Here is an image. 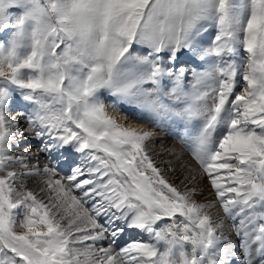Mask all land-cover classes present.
Here are the masks:
<instances>
[{
    "label": "snow or ice",
    "instance_id": "6c2138e0",
    "mask_svg": "<svg viewBox=\"0 0 264 264\" xmlns=\"http://www.w3.org/2000/svg\"><path fill=\"white\" fill-rule=\"evenodd\" d=\"M0 35V264H264V0H0ZM107 108L182 127L181 167L207 179L235 240L163 177L154 133ZM32 138L53 166L16 152ZM25 175L45 177L47 203ZM132 230L148 240L117 250Z\"/></svg>",
    "mask_w": 264,
    "mask_h": 264
},
{
    "label": "rangeland",
    "instance_id": "374dc122",
    "mask_svg": "<svg viewBox=\"0 0 264 264\" xmlns=\"http://www.w3.org/2000/svg\"><path fill=\"white\" fill-rule=\"evenodd\" d=\"M213 34H214L213 32L208 33L207 36L205 37L206 38L205 41L207 42L208 39ZM6 38H7L6 36L0 35V41L6 42ZM239 57H240V60H241L242 64L244 65V67L241 68V70H242L241 73H242L243 70H244V68H246V66H247V56H246V53L241 52V54L239 55ZM200 69L201 68H197L196 70L197 71H200ZM188 77H190L189 80H191V72L190 71L188 73ZM186 83H187V81H186ZM243 88H244V85H243V81L241 79L240 86H238L236 88V92L237 93L242 92L243 91ZM110 109L111 108H107V110H109V112L107 111L108 114L111 113V114H109L110 116H112L113 118L115 117V119L119 123H123V120H122L123 117L120 118V116H118V114H116L115 112H114L115 114H113ZM7 115L9 116L10 119L12 117H19V109L13 110L10 113H7ZM126 123L129 124V127H134V128H137V129L154 128V127H151V126L150 127H146L145 125H140V124H137V123H134L133 124V123L128 122V121ZM20 124H21V131H26L27 130L26 121L25 120H20ZM158 129H161V128H158ZM156 131L153 132L155 134L154 137H153V139L149 140L146 143L145 150H146L147 154L149 155V157L153 160L154 164L160 169L163 177L168 182H170L171 184H173L174 186H176L177 183H172L173 182V179L177 178L179 175L181 176V174H184V170H186V167H179V168L174 167V170H173L171 168V160L168 158V154L166 153V154H163L162 155L161 151L165 150L168 147L169 148L171 147L173 149L176 148V149H174V151L175 150L179 151L186 158H188L189 154H188V152L186 153V151L184 149L180 148L177 145V142L176 141H175L176 143L175 142H172V140L166 139L165 136H162L160 134H156ZM158 132L162 133L161 131H158ZM37 144H38V142L34 138H32V142L30 144L29 143H24L23 145H21L20 148L16 149V152L17 153L23 152L25 148L30 149V151L28 153L29 159L26 161V163H28L30 165H37L40 168V170L42 171L45 165H48L49 167H51L53 165L50 162V160L47 158V154L46 153H42V152L39 151ZM174 151H170L169 157L171 159H172V157L175 158L176 156H178L177 152L176 151L174 152ZM70 158L75 163H80V158H79V155L78 154L72 153V154H70ZM180 159L178 160V158H177V159H175L176 161L175 160L174 161L176 163H178L180 161ZM190 159H191V157H190ZM190 159L188 158V161H190L191 163H194V161H192V159L191 160ZM63 164L64 163H61L59 169H64L66 172L62 173L61 175L70 174V165L66 163V166H64ZM66 167H69V170H66ZM15 170L16 171H21V169H19L18 167H16ZM37 176H39V175H34V176L33 175H25V176L20 177L17 180V187L19 188V187L22 186L24 190L32 191L37 196L38 199L43 200L45 203H47L48 202L47 201L48 200L47 198H48L49 193L47 192V190L45 188V184H44L45 177L43 175H41L40 178L38 179ZM204 180L207 183L206 179H204ZM207 184H209V183H207ZM208 186H210V185H208ZM38 188H40V189H38ZM43 189H44V192H43ZM209 190H210V187H209ZM210 193H211V190H210ZM211 195H212V193H211ZM212 199H213V195H212ZM213 202H214V199H213ZM217 208H219V206ZM218 211L220 212L219 213L220 215H218L219 217H215L214 218L215 220H213V222L216 221V218H217V220L218 219L221 220V212H222V209L219 208ZM222 215H223V213H222ZM19 218L20 217H18L17 231H20L21 230L19 228V226H18V224H19ZM225 219H227V218H225ZM228 222L230 223V221H228ZM135 234H138V233H134V235ZM134 239H138L137 236ZM87 243H89V242H87Z\"/></svg>",
    "mask_w": 264,
    "mask_h": 264
},
{
    "label": "bare ground",
    "instance_id": "6f19581e",
    "mask_svg": "<svg viewBox=\"0 0 264 264\" xmlns=\"http://www.w3.org/2000/svg\"><path fill=\"white\" fill-rule=\"evenodd\" d=\"M206 39V38H205ZM235 59L237 60L238 63H242L241 60H240V57L237 56L235 57ZM244 66V65H243ZM200 70H203L202 68ZM242 71V70H241ZM190 78V77H189ZM112 111V109H110ZM109 112V110H107ZM113 114H115L113 111H112ZM111 114V113H109ZM118 114V116H120V118H122L123 120V123L121 124H124L125 126L129 127V124L126 123L127 121L128 122H131V123H137V124H140V125H145L146 127H154V128H144V130H148V131H151V132H155L156 130V134H160L162 136H165L166 135H163L162 133L158 132V128H156L155 124L153 122H145V121H137V120H134V119H126V115L124 113H116ZM132 113H127V116L128 117H131ZM115 118V117H114ZM125 118V119H124ZM126 120V121H125ZM156 128V129H155ZM155 135V134H154ZM166 139H168L166 137ZM171 139V137L169 138ZM176 143V142H175ZM173 146V145H172ZM176 149V148H174ZM173 148H166L165 150L161 151L162 155L163 154H168V158L171 160V168L174 170V167H181V165H188V164H194V163H191L190 161H188V158L190 159V157L188 156V158L184 157L179 151L175 150L178 154V156H176L175 158L172 157V159L169 157L170 155V151H174ZM174 151V152H175ZM181 158L180 161L178 163H176L175 159L177 158ZM175 160V161H174ZM191 160V159H190ZM45 164V163H44ZM194 166V165H193ZM34 176V175H33ZM41 175L37 176V178L39 179ZM195 176L196 177V181L194 182L192 177ZM207 181V179H206ZM172 183H177L176 187L181 191V192H184L186 190V188H191V187H195L196 189V193L193 197V199H195L198 203H201V204H204L206 205L205 207V212L211 216L212 220H215L214 218L215 217H219L218 215H220L218 209L220 208H217L219 205L218 204H214L213 202V199L215 201V195H214V192L213 190L211 189L210 186H208L209 184L208 181L207 183L205 182L204 179H201L200 176H199V171L197 170L196 172L192 173L191 175L189 174V171H188V168L186 167V170H184V174H181V176L179 175L177 178L173 179V182ZM209 187H210V190H211V193L213 195V199H212V195L210 193V190H209ZM40 189V188H38ZM37 190V189H36ZM38 192V191H37ZM43 192H44V189H43ZM39 193V192H38ZM48 194V193H47ZM45 195V194H44ZM43 197V196H42ZM45 198V197H44ZM43 198V199H44ZM48 199V198H47ZM48 201V200H47ZM223 212H221V220H217L216 218V221L213 222L214 224H219L221 223V221H223V228L220 229L218 231L217 234H221V232L226 235V236H229L231 239L235 240V235L234 233L231 231V224L232 222L230 221V223L228 222L227 219H225L224 217V214L222 215ZM66 223V221H65ZM131 234H134V233H138L137 235V240L139 239H143L145 241L148 240V236L146 233H141L139 230H132V231H129ZM145 235V236H144ZM111 242V238L107 239V240H104V241H98L96 242V246L97 247H100L101 245L102 246H105L107 247L108 244ZM91 243V242H89ZM106 244V245H105Z\"/></svg>",
    "mask_w": 264,
    "mask_h": 264
}]
</instances>
